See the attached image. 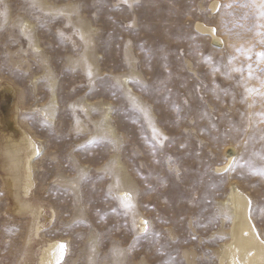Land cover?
Segmentation results:
<instances>
[{"label":"rangeland","instance_id":"rangeland-1","mask_svg":"<svg viewBox=\"0 0 264 264\" xmlns=\"http://www.w3.org/2000/svg\"><path fill=\"white\" fill-rule=\"evenodd\" d=\"M262 11L264 0H0V121L15 114L37 144L34 236L61 240L62 264H221L232 185L264 239ZM227 151L236 163L219 171ZM32 225L0 157V264H22Z\"/></svg>","mask_w":264,"mask_h":264},{"label":"bare ground","instance_id":"bare-ground-1","mask_svg":"<svg viewBox=\"0 0 264 264\" xmlns=\"http://www.w3.org/2000/svg\"><path fill=\"white\" fill-rule=\"evenodd\" d=\"M218 2L212 3L215 10ZM196 30L204 35H209L215 43H222L223 38L218 35L216 28L204 22L196 23ZM81 32L86 37L88 32L82 26ZM90 68L91 58L88 56ZM15 94V90H11ZM2 124L7 125L3 127ZM151 120V125H153ZM4 125V126H5ZM38 154V147L34 138L25 130L14 114L7 123L0 121V157L2 167L6 172L9 188L14 197L15 207L19 213L30 214L33 217L32 234L27 244V252L22 264H62L65 256L63 251L60 257L59 246L61 240H50L46 243L39 242L34 236L39 233L43 225L38 223L40 215H45L43 207L34 202L31 191L34 186L33 159ZM235 151H227L228 161L219 171L225 170L233 160ZM119 192L130 194L133 201V185L129 178L123 176L118 181ZM225 209L232 218L229 228L230 238L223 244L219 260L221 264H264V239L258 230L251 212L252 199L239 187L232 185L229 197L225 200ZM49 220L50 217L47 216ZM144 220H142L143 222ZM144 227H142L143 229Z\"/></svg>","mask_w":264,"mask_h":264},{"label":"snow or ice","instance_id":"snow-or-ice-1","mask_svg":"<svg viewBox=\"0 0 264 264\" xmlns=\"http://www.w3.org/2000/svg\"><path fill=\"white\" fill-rule=\"evenodd\" d=\"M135 2V0H132V3H134ZM124 3H126V4H128V6L129 7H132V3H130L129 2V0H124ZM225 7H231V4H229V5H226ZM261 16H264V11H262L261 12ZM262 35H264V33H262ZM258 56H259V58L262 60V61H264V53H259L258 54ZM209 60H210V58H208ZM237 71H242V69H237ZM89 76H91V71H89ZM249 74L251 75V65H249ZM249 92H253V91H256L255 89H249L248 90ZM141 111H143V109H141ZM262 117H264V113H262V114H260ZM152 132H153V138H154V140H159L161 143H162V139H167V137H163L162 139H161V134L158 132V130L157 129H155L154 127H153V129H152ZM98 141L97 140H93V141H90V143H97ZM153 146H155V145H153ZM235 163H236V161H235V159L233 160V163L232 164H230L229 165V168H232L234 165H235ZM228 169H226V171H227ZM257 172H258V174H260V175H264V168H261V169H259V170H257ZM119 199L121 200V203H122V205H123V207L124 208H126V209H130V208H132L133 207V204H132V202H131V196H130V194H124L123 196H121V197H119ZM144 229H143V233L144 234H148V232H149V227H148V223H147V221H145L144 222ZM64 248H65V245H63V244H61L60 246H59V250H60V257L62 258V256H63V251H64ZM58 264H59V262H58Z\"/></svg>","mask_w":264,"mask_h":264}]
</instances>
